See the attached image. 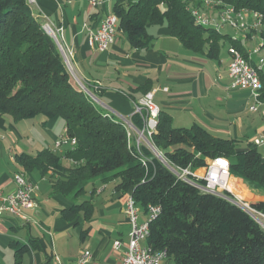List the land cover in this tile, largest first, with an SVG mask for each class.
Segmentation results:
<instances>
[{"label": "trees", "instance_id": "trees-1", "mask_svg": "<svg viewBox=\"0 0 264 264\" xmlns=\"http://www.w3.org/2000/svg\"><path fill=\"white\" fill-rule=\"evenodd\" d=\"M221 1L264 15V0ZM191 2L116 0L114 14L134 48L152 42L150 27L167 25L185 47L202 52L212 41V52L217 51L219 36L195 24ZM0 115L14 121L40 115L65 120L67 136L77 141L66 158L75 164L64 166L50 150L21 155L19 161L42 176L51 174L53 189L74 202L63 212L66 219L82 211L89 218L92 206L81 197L96 178L112 175L120 180L118 189L131 191L145 215L150 206L160 207L147 245L165 251L174 264H264V230L240 207L180 180L147 148L143 155L150 162L147 169L142 166L129 146L124 123L100 111L93 98L76 88L58 45L33 15L28 0H0ZM153 141L175 167L197 171L207 160L224 158L231 176L264 191V160L254 143L242 146L197 125L174 128L171 115L162 111ZM253 205L264 212V201Z\"/></svg>", "mask_w": 264, "mask_h": 264}, {"label": "crops", "instance_id": "crops-1", "mask_svg": "<svg viewBox=\"0 0 264 264\" xmlns=\"http://www.w3.org/2000/svg\"><path fill=\"white\" fill-rule=\"evenodd\" d=\"M115 2L109 0L104 7L95 8L90 0H28L44 27L62 28L63 45L71 54L68 69L76 88L93 98L100 111L122 121L132 133L133 143L144 125L135 106L149 92L154 93L160 111L171 115L174 128L197 125L244 146L254 143L263 132L262 115L250 111L254 98L249 91L230 88L227 70L230 48L249 53L258 45L251 48L253 42H264V33L239 32L229 26L213 29L219 36L218 50L212 52L211 41L197 52L185 47L167 25H161L148 29L152 42L144 48H134L129 36L120 30L115 44L103 52L89 45V34L100 28L106 14H114ZM190 4L219 19L220 7H205L200 0ZM66 135V122L59 117L40 115L14 121L0 115V190L13 193L18 174L37 187V207L24 210V219L0 218V264H78L85 252L92 255L87 264L122 263L131 234L126 216L131 191L118 189L119 179L107 175L91 182L80 199L90 202V217L82 211L68 220L63 212L75 204L53 189L52 175L25 169L19 161L21 155L50 150L61 157L64 166L71 165L66 155L72 146L56 149V142ZM195 173L203 176L204 169ZM230 183L236 195L252 205L264 201V191L254 185L234 176H230ZM140 211L144 220L146 215ZM116 242L121 245L116 247Z\"/></svg>", "mask_w": 264, "mask_h": 264}, {"label": "built area", "instance_id": "built-area-1", "mask_svg": "<svg viewBox=\"0 0 264 264\" xmlns=\"http://www.w3.org/2000/svg\"><path fill=\"white\" fill-rule=\"evenodd\" d=\"M109 0H90L93 7H104ZM205 7H220L221 13L218 20L208 17L203 10L191 6L192 16L197 26L219 31L223 27L229 26L233 30L245 32L248 30L259 34L264 33V15L249 10H237L232 6L225 5L221 0H200ZM252 15L253 22L249 23ZM53 37L58 45L62 56L68 67L71 68V54H69L62 42V28H53L50 25L44 27ZM120 31L119 19L115 14H106L101 22L100 28L96 32H90L89 45L100 51H107L117 39ZM230 63L227 75L230 80L232 90H247L253 98L254 103L250 107L251 112H260L263 118V132L254 140L258 148L264 147V42L249 53H243L235 47L229 50ZM136 114L143 119V130L138 139L132 142V133L128 130L129 146L139 157V161L144 168H148L149 160L143 155L144 148H147L154 156L165 164L180 180L186 181L198 187L201 191L218 197L225 198L246 212L264 230V212L257 209L246 200L239 198L230 183V164L227 159L207 160V165L203 168V176L196 175L191 167H175L167 160L164 152L160 151L154 144L153 137L157 133L160 109L154 102V93L149 92L144 95L135 106ZM65 145H71L72 151L77 145L75 139H70L67 135L56 142V149H61ZM73 162V161H72ZM74 163V162H73ZM75 164V163H74ZM193 180L204 182L199 185ZM16 190L10 194H4L0 190V218L10 216L23 218V211L35 209L37 204L34 199L37 187L27 180L25 175L18 174L14 178ZM229 194V196L227 195ZM160 207L150 206L146 218L141 220V211L132 197L128 198L126 204V216L131 224L130 241L127 246L125 257L121 264H163L167 260L165 251H154L147 242L150 234V224L160 213ZM120 242L115 246L119 247ZM92 258L90 252H85L78 260V264H87Z\"/></svg>", "mask_w": 264, "mask_h": 264}, {"label": "rangeland", "instance_id": "rangeland-1", "mask_svg": "<svg viewBox=\"0 0 264 264\" xmlns=\"http://www.w3.org/2000/svg\"><path fill=\"white\" fill-rule=\"evenodd\" d=\"M227 31H232V30H230L229 28L228 29H226ZM233 32V31H232ZM258 44V45H257ZM255 45H257V46H259L260 44H259V41L257 40V41H255V42H253L250 46H251V48L253 47H255ZM256 46V47H257ZM255 47V48H256ZM242 146H244V145H242ZM259 151L261 152V154L264 156V149L263 148H259ZM246 182V181H245ZM246 183H248V182H246ZM256 187V186H255ZM258 188V187H257ZM258 189H260V188H258ZM260 190H262V189H260ZM141 209V208H140ZM142 210V209H141ZM142 220V219H141ZM147 244V242L145 241V242H142V245L144 246V245H146ZM166 262H167V264H174V262H173V260H170V259H167L166 260Z\"/></svg>", "mask_w": 264, "mask_h": 264}, {"label": "bare ground", "instance_id": "bare-ground-1", "mask_svg": "<svg viewBox=\"0 0 264 264\" xmlns=\"http://www.w3.org/2000/svg\"><path fill=\"white\" fill-rule=\"evenodd\" d=\"M231 189L233 190L232 186H231Z\"/></svg>", "mask_w": 264, "mask_h": 264}]
</instances>
